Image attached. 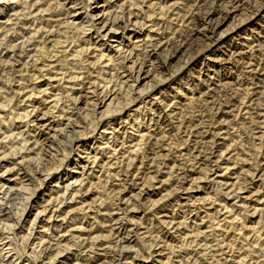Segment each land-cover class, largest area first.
Returning a JSON list of instances; mask_svg holds the SVG:
<instances>
[{
    "label": "clouds",
    "instance_id": "clouds-1",
    "mask_svg": "<svg viewBox=\"0 0 264 264\" xmlns=\"http://www.w3.org/2000/svg\"><path fill=\"white\" fill-rule=\"evenodd\" d=\"M9 175L0 264H264V0H0Z\"/></svg>",
    "mask_w": 264,
    "mask_h": 264
},
{
    "label": "rangeland",
    "instance_id": "rangeland-1",
    "mask_svg": "<svg viewBox=\"0 0 264 264\" xmlns=\"http://www.w3.org/2000/svg\"><path fill=\"white\" fill-rule=\"evenodd\" d=\"M103 87H107V85H104ZM109 103H111V101H109ZM62 179V177H56V179L52 180L48 187L46 189H43V190H40L39 193H38V199L36 197L33 198V202L34 203H44V202H47L51 199H53L54 196L56 195H59V193H55L53 192V187L55 185H57V183L59 182V180ZM72 179H76V177H73ZM67 182H71V181H66ZM226 182H229V181H226ZM0 184H7L10 188L11 187H19L16 183H15V179L9 175V178L7 180H5L3 177H0ZM149 191L151 192L152 190L149 189ZM258 205V202L254 203L253 204V207L254 209L257 207ZM0 211H6V209H0ZM259 219V218H258ZM3 225H0V227H2ZM80 235H86V233H83V232H80L78 233ZM67 257H71V259L74 261L75 260V257L72 256L71 253H66L64 257H62V259H65ZM100 260L103 259L102 256L99 257Z\"/></svg>",
    "mask_w": 264,
    "mask_h": 264
}]
</instances>
